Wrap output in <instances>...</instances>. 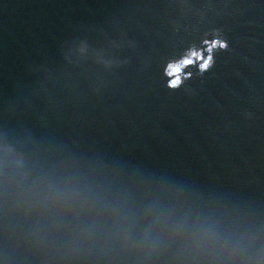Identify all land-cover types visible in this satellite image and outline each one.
Instances as JSON below:
<instances>
[{"label":"water","instance_id":"95a60500","mask_svg":"<svg viewBox=\"0 0 264 264\" xmlns=\"http://www.w3.org/2000/svg\"><path fill=\"white\" fill-rule=\"evenodd\" d=\"M0 264H264V0H0Z\"/></svg>","mask_w":264,"mask_h":264}]
</instances>
